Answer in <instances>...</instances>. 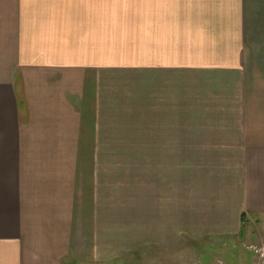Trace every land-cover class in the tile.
<instances>
[{
  "label": "crops",
  "instance_id": "crops-1",
  "mask_svg": "<svg viewBox=\"0 0 264 264\" xmlns=\"http://www.w3.org/2000/svg\"><path fill=\"white\" fill-rule=\"evenodd\" d=\"M263 72L264 0H0V264L121 251L69 246L103 156H176L166 239L264 234Z\"/></svg>",
  "mask_w": 264,
  "mask_h": 264
},
{
  "label": "rangeland",
  "instance_id": "rangeland-1",
  "mask_svg": "<svg viewBox=\"0 0 264 264\" xmlns=\"http://www.w3.org/2000/svg\"><path fill=\"white\" fill-rule=\"evenodd\" d=\"M247 83L248 86H264V72L248 76ZM175 157L163 156L164 165L151 164L152 169L148 170L144 156H103L102 177L90 189L100 196V201L90 203L93 212L86 213V217L71 220L69 246L119 248L121 251L102 260H64L63 263L264 264L257 254L258 248L264 246V234L245 236L243 233L229 242L221 237L192 240L183 236L180 241H174L173 236H168L166 239L170 231L172 235L174 233L175 203L170 193L175 178ZM110 169L114 170L111 172ZM147 179L156 186L162 184L163 193L152 191L151 197H146L148 192L144 185ZM86 205L88 209L90 205ZM78 230L82 232L79 243ZM176 242L177 247L174 246Z\"/></svg>",
  "mask_w": 264,
  "mask_h": 264
},
{
  "label": "built area",
  "instance_id": "built-area-1",
  "mask_svg": "<svg viewBox=\"0 0 264 264\" xmlns=\"http://www.w3.org/2000/svg\"><path fill=\"white\" fill-rule=\"evenodd\" d=\"M257 254L259 256V261L264 262V246H260L257 250Z\"/></svg>",
  "mask_w": 264,
  "mask_h": 264
},
{
  "label": "trees",
  "instance_id": "trees-1",
  "mask_svg": "<svg viewBox=\"0 0 264 264\" xmlns=\"http://www.w3.org/2000/svg\"><path fill=\"white\" fill-rule=\"evenodd\" d=\"M242 221L245 222V214L242 215Z\"/></svg>",
  "mask_w": 264,
  "mask_h": 264
}]
</instances>
